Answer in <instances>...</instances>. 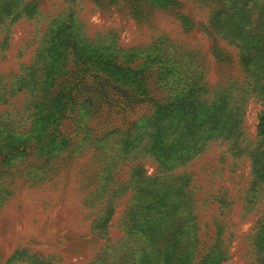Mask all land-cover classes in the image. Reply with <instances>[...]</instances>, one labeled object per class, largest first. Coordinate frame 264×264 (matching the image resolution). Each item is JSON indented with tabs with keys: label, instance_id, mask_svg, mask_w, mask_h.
I'll use <instances>...</instances> for the list:
<instances>
[{
	"label": "rangeland",
	"instance_id": "rangeland-1",
	"mask_svg": "<svg viewBox=\"0 0 264 264\" xmlns=\"http://www.w3.org/2000/svg\"><path fill=\"white\" fill-rule=\"evenodd\" d=\"M224 1L239 4L240 0ZM166 3L0 0V75L11 77L38 60L36 66L45 67L47 76L51 74L39 88L45 100L44 113L49 112L47 100H53L49 91L67 93L62 100L67 101L71 118L64 130L69 132L67 140L72 145L64 148L60 140L47 136L46 145L16 163L14 159L18 156L13 151L0 148V167L4 173L0 176V264H116L115 253L106 250L105 245H115L123 238L129 246L136 247L141 242L148 245L150 254L145 258L137 250L135 264H162V259L170 261L173 256L165 247L152 253L154 241L165 236L164 230L172 225L174 218L184 217L185 234L180 236L186 244L190 243L189 214L201 223L198 236L206 244L215 234L216 223L221 224L229 252V258L222 264L257 263L248 238L255 220L264 216V137L256 136L257 117L264 108V100L256 92L264 84V65L257 62L244 70L235 45L203 31L201 25L208 19L209 6L197 0H171L168 6ZM182 16L192 20V25L182 24L186 21ZM73 19L79 29L82 27L78 34L92 41L93 51L109 56L116 52L123 65L142 68L147 74L158 65L165 89L167 168L162 177L166 184L156 204L150 200L153 191L149 199L136 190L113 199L114 211L106 235L91 227L99 203L91 206L85 200L99 199L96 189L107 179L103 161L106 163L116 152L109 144L97 146L90 139L88 142L86 125L100 136L150 109H135L125 119L113 114L111 119L88 117L77 91L83 89L86 75L80 66H73L75 61L82 65L72 49L75 38L67 41L66 68H62L59 49L57 56H50L52 49H42L46 41L58 39V28L68 26ZM71 35L77 32L72 31ZM76 45L81 52L79 43ZM44 61L49 64L46 66ZM54 64L58 68L53 72ZM36 73L39 74L38 70ZM252 83L256 84L255 93L251 92ZM199 88L209 91L211 102L202 106L206 114L203 129L193 122L176 121L174 117L177 114L181 119L186 118L189 95L198 93ZM214 89L221 94V100L216 101L211 95L210 90ZM176 98L180 100L179 108L172 106ZM231 101L241 106L235 124L238 130L232 134L224 124L227 120L224 106ZM23 102L24 97L17 95L9 103H0V114L21 107ZM0 131L3 132L2 128ZM72 149L74 152L70 153ZM140 162L148 175L157 174L151 158ZM32 165L37 168L28 172ZM130 167L131 162L119 161L111 172L112 181L128 180ZM12 172H18L13 179ZM128 200L134 202V207L128 210L126 218L130 226L123 231L120 223ZM145 201H149L141 206L147 208L145 215L164 219L157 223L158 227H149L148 236L133 217L137 206ZM190 248L188 244L186 252ZM199 248L203 253L204 249ZM263 256L264 253L259 256V264Z\"/></svg>",
	"mask_w": 264,
	"mask_h": 264
},
{
	"label": "trees",
	"instance_id": "trees-1",
	"mask_svg": "<svg viewBox=\"0 0 264 264\" xmlns=\"http://www.w3.org/2000/svg\"><path fill=\"white\" fill-rule=\"evenodd\" d=\"M109 1L113 3L115 0ZM139 1L147 0H135L137 3ZM160 1H167L165 6H168L171 2V0ZM197 1L210 7L208 19L206 23L201 25L204 32L235 45L238 50V61L244 67V70H248L251 64L257 62H261L264 65V0H240L239 4H227L224 0ZM260 3L261 5L259 6ZM182 18L186 20L182 21V24L191 23L192 25V20L188 17L182 16ZM81 29V25L79 29L73 19L68 26L58 28L56 32V34H59L58 39L46 41L42 49L43 51L52 49L54 52L50 56H57L59 49L63 61L62 68H66L67 41L75 38L72 49H74L73 52L78 54L76 57L80 59L82 65H78L75 61L73 66H80L82 73L86 75L83 89L81 87L77 91L80 93V98H82L81 105L88 117L100 116L111 119L110 114H113L114 116H119L120 119H125L135 109L141 107L150 109L148 113L141 114L131 121H125L123 125L104 131L102 133L104 135L97 136L94 129L89 124L86 125L87 141L90 139L97 146L109 144L112 150L116 152L114 157L107 158L106 163L103 161L106 165L103 171H107V179L105 184L98 186L96 189L97 193H99L97 195L99 199L96 202L85 200L91 206L99 203L100 207L91 221V227L94 231H99L102 235H106V229L114 211L115 203L113 199L127 191L133 193L134 190L145 193V196L149 199V195L153 191L154 193L150 200L156 204L155 200L159 198L160 192L166 184V181L163 180L167 168V155H165V140L167 138L165 124L166 106L163 97L165 89L164 85H162L163 77L160 78L162 73L158 65L152 67L149 74H147L146 70L142 68L123 65L116 52L109 56L105 52L93 51L92 41L78 34ZM72 31H76L78 36L71 35ZM76 43H79L81 52L78 51ZM43 51H39V53L41 54ZM38 63V60H35L30 66H24L20 73H14L11 77L10 75H0V103H9L10 98L17 95L24 97L21 107L5 110L0 114V130L1 128L3 130V132L0 131V148H7L9 149L8 151H13L15 156H18L14 159L15 163L24 157L32 156L39 146L46 145L44 139L47 136H51L52 140H60L64 143V148H68L70 144L67 140V133L69 132L64 130V127L71 117L67 111V101L62 100L67 93L64 92V95H60L59 92L52 94L49 91L53 100H47L49 112L44 113L45 100L42 98L39 88L43 85L42 82H46L51 74L47 76L45 67L38 68L36 66ZM43 64L47 66L49 62L44 61ZM57 68V65H51L53 72ZM37 70L39 74L36 73ZM66 74L67 70L65 76ZM149 79H151V82ZM96 80H99V83H96ZM255 85V83H252V93L257 91ZM208 93L207 89L205 92L203 88H199L198 93L189 95V100L185 105L187 110L186 118L181 119L177 114H174L175 120L183 121L186 124L193 122V125H198L199 129L205 128V119L203 117H206V114L204 115L202 106L204 104L210 105L211 103ZM210 93L214 95L216 101L221 100V94L215 89L210 90ZM256 93L257 96L260 95L261 99L264 100V84ZM237 95L236 93L233 98ZM179 102L180 100L176 98L172 106L179 108L181 106ZM71 107H73V104ZM224 108L227 112V120L224 121V124L230 134H232V131L238 130L235 124L238 122V109L241 106L231 101ZM198 119L199 121L196 123ZM41 122L44 123L40 126ZM39 135L43 136L38 138L37 136ZM256 136L264 137V108L257 117ZM70 146L72 145L70 144ZM194 148L198 147L195 146ZM73 152L74 149L70 151V153ZM3 157L5 158L6 156L4 155ZM144 158L152 159L156 164L157 174L148 175L146 173L140 162ZM119 161L122 163L131 162V176L128 180L114 183L111 172L118 166ZM36 168V166L32 165L27 171L33 172ZM17 173L12 172L11 178L16 177ZM3 174V170L0 167V176ZM148 203L149 201H145L137 206V211L133 216L137 219L136 224L144 227L147 236L149 235L147 233L149 227H158L157 223L164 220L162 217L151 219L153 217L145 215L147 208L141 206ZM133 207L134 202L128 200L120 223L123 231L126 226H130L126 218L129 216L128 210H132ZM189 221L192 227L190 243L186 244L180 236V234H185L186 221L184 217L174 218L172 225L165 228L167 229L166 231L164 230L165 236L154 241L155 250L152 253L165 247L171 251L173 256L170 261L162 259V264H222L229 258L228 245L222 237L220 223V225L216 223V227H214L215 234L210 239L211 242L206 244L205 241H200L198 236V226L201 223L198 222L195 215L189 214ZM212 223H214V220ZM172 227H174L173 231ZM248 240L255 255L256 264H259V256L264 253V216H260L255 220ZM203 243L205 244L203 245ZM188 244L191 245V248L186 252L185 248ZM200 246L201 249H204L203 253H200ZM105 249L115 253L116 260L113 263L116 264H135L137 250L142 251L145 254V258L150 254L146 243L141 242V245L133 247L127 244L125 238L115 245L106 244ZM131 256L132 259L130 258ZM195 258L198 259L194 260ZM261 264H264V256Z\"/></svg>",
	"mask_w": 264,
	"mask_h": 264
}]
</instances>
